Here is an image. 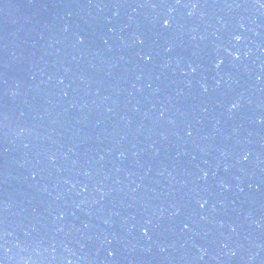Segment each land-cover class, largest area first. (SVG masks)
<instances>
[{
	"label": "water",
	"instance_id": "1",
	"mask_svg": "<svg viewBox=\"0 0 264 264\" xmlns=\"http://www.w3.org/2000/svg\"><path fill=\"white\" fill-rule=\"evenodd\" d=\"M0 264H264V0H0Z\"/></svg>",
	"mask_w": 264,
	"mask_h": 264
},
{
	"label": "snow or ice",
	"instance_id": "2",
	"mask_svg": "<svg viewBox=\"0 0 264 264\" xmlns=\"http://www.w3.org/2000/svg\"><path fill=\"white\" fill-rule=\"evenodd\" d=\"M141 43H143V41H141ZM233 107H236V105L234 104ZM189 135H191V133H189ZM201 207H203V205H201Z\"/></svg>",
	"mask_w": 264,
	"mask_h": 264
}]
</instances>
